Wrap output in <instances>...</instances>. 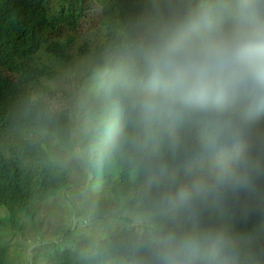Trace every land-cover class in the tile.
Wrapping results in <instances>:
<instances>
[{
	"label": "trees",
	"instance_id": "16d2710c",
	"mask_svg": "<svg viewBox=\"0 0 264 264\" xmlns=\"http://www.w3.org/2000/svg\"><path fill=\"white\" fill-rule=\"evenodd\" d=\"M59 2L53 11L46 0H0V137L10 135L18 141L13 147L16 158L0 154V264L18 257L25 246H10L3 235L19 233L33 224L41 198L58 195L64 197L59 213L72 211L77 198L87 200V194H101L121 207L140 202L157 212L162 200L171 199L181 216L192 218L200 231L211 222L204 214L193 218L183 204H202L206 195L221 194L227 212L248 222L259 219L264 214V177L256 175L257 155L250 150L254 159L247 173L234 171L230 156L235 152L232 141L237 132L242 137L250 133L253 148L262 145L264 132L251 130L256 125L252 110L262 106L264 110V98L250 100L240 90L217 85L195 103L160 106L141 102L153 91L146 54L160 33L223 0ZM77 33L85 34L77 54L92 60L74 97L85 132L88 130L78 161L85 169L86 162L92 178L74 191L73 185H67V168L48 160L41 144L43 135L51 134L64 151L74 152L69 114L53 109L48 98L65 92L55 88L53 81L58 63L68 62ZM108 123L112 129L106 147L99 144L107 140ZM92 126L99 130L91 131ZM236 146L247 149L244 142ZM106 156L113 160V176L104 174ZM215 156L220 161L217 180H191L189 162L202 173L205 159ZM19 157L41 161L37 185ZM96 175L100 183L95 182ZM179 181L195 185L193 194L183 201L178 197L183 187ZM130 189L131 194H126ZM58 214L51 212V216ZM236 217L233 231L215 241L217 251L207 252L201 259L192 248L175 251L176 245L186 244V237L166 231L158 218L156 228L136 223L112 240L103 239L93 247L92 256L69 255L58 245L63 254L56 255L53 264H123L124 257L133 264H248L251 250L236 234L242 229Z\"/></svg>",
	"mask_w": 264,
	"mask_h": 264
},
{
	"label": "clouds",
	"instance_id": "9594fccd",
	"mask_svg": "<svg viewBox=\"0 0 264 264\" xmlns=\"http://www.w3.org/2000/svg\"><path fill=\"white\" fill-rule=\"evenodd\" d=\"M146 68L153 91L142 97L141 102L145 104L168 106L176 103H195L210 95L217 85H223L230 90H240L250 100L264 98V0H223L219 5L210 6L199 14L190 16L175 26L163 30L146 54ZM59 111H65L69 114V118L71 117L68 110L59 109ZM252 111L254 115L253 121H255L256 125L252 126L251 131L260 130L264 132L263 106L258 110ZM236 134L235 139L232 141V151L235 152L230 156L233 162V170H242L245 173L249 171V165L254 159L250 153L251 150L257 155L256 175L263 179L264 139L261 141L262 145L259 148H253L249 143L250 133L244 137L240 136L239 132ZM86 135L87 133L85 137ZM54 141L57 147L64 151L55 138ZM74 141L75 146L77 141L75 139ZM242 142L246 144L247 149H241L236 146ZM0 143L11 153L7 155L0 151L1 155L11 159L17 157L13 147H17L18 141L7 135V138L0 137ZM41 146L46 151L48 160H51L52 157L51 161L53 163L62 165L50 152L49 146L46 147L43 143ZM31 162L35 164V168L30 169L29 173L35 186L42 172L41 161ZM194 168L195 166L189 162L191 180L194 178L195 180L203 179L208 181L209 177H213L214 182L219 176L220 161L216 156L214 158H206L203 165L205 170L202 173L196 172ZM180 183L183 184V187L179 190L178 197L180 201H183L182 199L193 194L195 190L193 186L195 185L191 182ZM102 198L105 200V204L108 203L103 196ZM146 200L151 199L146 198ZM181 203L183 204V202ZM211 205H216L221 214H230L232 216V224L229 231L232 232L236 216L232 212L224 210L223 195L208 194L202 204L192 201L187 205L183 204L193 218L203 214L207 217L211 222V225L206 227L207 229L214 225L209 214ZM134 206H139L135 207L134 211L139 209L144 211L147 209L152 210V208L140 202L132 205L127 203L125 209L133 208ZM159 207L158 214H165L174 210L176 214L181 216L177 203H174L171 199L162 200ZM113 209L116 210L117 216L118 210L115 207ZM119 210L123 211L124 207H120ZM135 213L132 214V217H139ZM236 218L242 224V229L237 231L236 234L239 236L240 242L251 250L248 255V264H264V256L261 253L264 252V214L253 222ZM190 219L193 220L192 218ZM83 221L86 226L83 225ZM87 222L88 218L81 221L79 224L80 229L76 233L77 237L73 238L71 236L73 241H66L68 239L66 233L62 235L56 233V235H59L58 240L53 238L38 241L42 244L41 246H48L50 251L48 258H51L53 263L56 255L63 254L58 245L71 250L79 249L84 255H91L94 252L93 247L95 245L99 244L103 239L109 238L106 235L97 242L87 244V246H90V250L84 251L83 246L85 245L80 236L90 233L87 230V225L89 224ZM76 226L77 224L74 225V230ZM122 231L124 230L119 231L117 235ZM51 240L52 242L50 243ZM259 240L263 241L259 242ZM30 250L29 257L26 260L24 259L23 264H27V262L33 263V249ZM114 259H119V255ZM122 261L124 262L123 264H133L128 257H124Z\"/></svg>",
	"mask_w": 264,
	"mask_h": 264
},
{
	"label": "rangeland",
	"instance_id": "374dc122",
	"mask_svg": "<svg viewBox=\"0 0 264 264\" xmlns=\"http://www.w3.org/2000/svg\"><path fill=\"white\" fill-rule=\"evenodd\" d=\"M49 8L51 10H57L60 5V0H46ZM63 33H67L66 28H61ZM76 39L71 44L70 56L68 58V62H60L58 66V76L53 81V86L55 88L64 89L58 92L57 94L50 96L48 101L53 109H64L70 112V121L72 126V134L74 135V139L77 143L74 146V152L68 153L60 150L55 141L54 136L51 134L43 135L44 146H49L50 152L53 153L55 159L62 163V166L67 168V185H73L69 187L70 190H78L81 187L83 181L87 180L86 184L90 180V171L88 170V166L85 162V167H81L79 165V153L85 146L86 137L85 132L86 128L84 124L81 122L79 111L76 110V104L74 101V97L79 93L80 83L78 82L82 77L86 76V73L89 68L90 62H92L89 55L85 54H77V47L81 44V36L85 34L77 33ZM70 92L72 96H68L67 93ZM67 95V96H66ZM85 124H88L86 122ZM82 127V129H81ZM91 131H98L99 127H91ZM112 129V125L110 123L107 124L105 128L107 140L104 143H100L99 145L105 144L107 147V141L110 134V130ZM82 136V137H80ZM54 141V143H53ZM98 149H100L98 147ZM0 151L6 153L7 155L11 154L5 146L0 143ZM83 152V151H82ZM52 160V157H51ZM19 161L21 165L26 166L30 169L35 168V164L27 159L19 157ZM100 162V160H98ZM103 165L105 167L104 174L106 176H113V160L106 156L105 163L103 161ZM92 178V176H91ZM95 182L100 183L101 179L99 175H96ZM99 186V185H98ZM100 189V186H99ZM103 192V191H101ZM132 189L126 192V194H131ZM100 194V192H99ZM74 196V195H73ZM42 197V196H41ZM68 200H70V197ZM76 197V196H74ZM89 199L79 200L77 198V206L73 207L72 211H63L61 213L59 207L64 202L63 195H58L56 197H47L41 198L40 207L38 209V216L34 219L35 222L33 224H27L24 226L21 232H8L3 235L4 240L6 239L10 246H13L17 243L25 244L23 248H21V252L18 257H13L5 264H21L19 262L24 263V259L26 260L29 257L30 249H33V263L27 264H52L53 260L49 257V248L48 246H41L38 241L47 240L49 238L59 239V235L64 234L68 239L66 241H73V238L77 237V231L80 229L79 224L85 218H88L87 222V230L90 233H85L80 236L84 242V251H89L90 244L92 242L99 241L102 237L108 235L111 240L117 236V233L121 230L127 231L130 230L136 223H147L155 227V222L158 218L162 219L159 225H163V228L166 231H170L173 234H183L185 238L186 244H178L176 245V250L181 251L184 248H192L196 255L199 257H204L207 252H211L216 250L214 248L215 241L222 237L224 234L230 231V225L232 224V216L230 214H221L216 207V205H211L209 207V214L213 220V227L210 229H206L204 231H198L195 229V226L190 218H183L182 216L176 214L174 210H171L169 213L158 214L157 211L154 210H136L135 207L125 209L120 211L119 208L121 206L106 203L102 198L101 194H87ZM110 207V208H109ZM118 210V215L116 216V210ZM52 213L58 214L57 216H51ZM137 214L139 217H132V214ZM86 221V220H84ZM83 221V225H85ZM77 224L76 229L74 230V225ZM71 225V226H70ZM86 226V225H85ZM71 229V230H69ZM198 233V234H197ZM205 234V235H204ZM73 236V238L71 237ZM107 236V237H108ZM106 237V238H107ZM194 238V239H193ZM52 240L50 241V243ZM5 243V244H6ZM186 246V247H185ZM82 252V251H78ZM39 253V255H38ZM38 260V262L36 261Z\"/></svg>",
	"mask_w": 264,
	"mask_h": 264
},
{
	"label": "bare ground",
	"instance_id": "6f19581e",
	"mask_svg": "<svg viewBox=\"0 0 264 264\" xmlns=\"http://www.w3.org/2000/svg\"><path fill=\"white\" fill-rule=\"evenodd\" d=\"M61 248H63L65 251H66V253L67 254H72V255H77V256H81V255H83L84 253H82V252H78V251H80L79 249H69V248H67V247H64V246H62L61 245ZM20 254V253H19ZM37 262H38V260H36ZM19 263H21V264H23L22 262H19ZM39 264H40V262H38Z\"/></svg>",
	"mask_w": 264,
	"mask_h": 264
}]
</instances>
